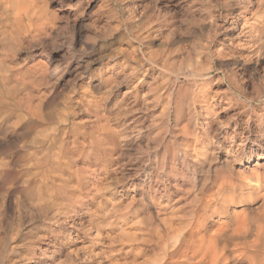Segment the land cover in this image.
I'll list each match as a JSON object with an SVG mask.
<instances>
[{
  "label": "rangeland",
  "instance_id": "rangeland-1",
  "mask_svg": "<svg viewBox=\"0 0 264 264\" xmlns=\"http://www.w3.org/2000/svg\"><path fill=\"white\" fill-rule=\"evenodd\" d=\"M17 1L0 11V264H148L179 234L161 223L237 184L258 213L264 0Z\"/></svg>",
  "mask_w": 264,
  "mask_h": 264
},
{
  "label": "bare ground",
  "instance_id": "bare-ground-1",
  "mask_svg": "<svg viewBox=\"0 0 264 264\" xmlns=\"http://www.w3.org/2000/svg\"><path fill=\"white\" fill-rule=\"evenodd\" d=\"M17 3L0 0V11L9 12ZM23 15L14 16L21 19ZM41 184L48 186V181ZM230 187V196H219L214 205L198 200L190 217L179 218L178 227L161 223L159 234L176 230L179 234H174L171 250L164 248L148 264H264V199L257 213V189L238 184Z\"/></svg>",
  "mask_w": 264,
  "mask_h": 264
}]
</instances>
